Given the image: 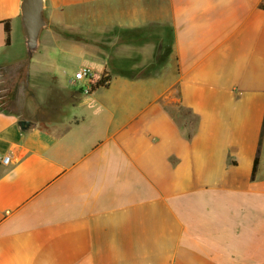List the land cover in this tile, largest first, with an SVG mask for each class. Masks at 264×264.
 <instances>
[{"label": "crops", "instance_id": "1", "mask_svg": "<svg viewBox=\"0 0 264 264\" xmlns=\"http://www.w3.org/2000/svg\"><path fill=\"white\" fill-rule=\"evenodd\" d=\"M22 1L0 0V64L25 56ZM261 3L44 0L41 58L87 51L111 79L83 94L39 60L67 118L0 109V264H264Z\"/></svg>", "mask_w": 264, "mask_h": 264}, {"label": "rangeland", "instance_id": "2", "mask_svg": "<svg viewBox=\"0 0 264 264\" xmlns=\"http://www.w3.org/2000/svg\"><path fill=\"white\" fill-rule=\"evenodd\" d=\"M71 34L69 38L77 40L81 43L80 45H88L91 42V36L87 31L80 30ZM53 43L55 44L54 40ZM24 45L25 41L22 45L20 36L18 40L16 37L8 55L16 56L25 53V56L22 60L9 65L0 64V109L13 112L19 115L20 119L29 120L32 124L50 129L67 118L68 103L75 101L76 98L72 99L70 92H60L58 86L50 82L51 72L45 71L38 61L51 64V69L61 79L63 85L74 90L83 86L75 80L79 68L82 66L91 68L94 63L100 66L95 69L96 73L101 74L103 66L91 60V54L87 51L78 53L59 47H52L48 56L41 58V54L47 47L45 40L31 58L27 55ZM66 77L73 83L66 81ZM181 114L186 116L187 123L193 125V117L188 112L182 110Z\"/></svg>", "mask_w": 264, "mask_h": 264}, {"label": "water", "instance_id": "3", "mask_svg": "<svg viewBox=\"0 0 264 264\" xmlns=\"http://www.w3.org/2000/svg\"><path fill=\"white\" fill-rule=\"evenodd\" d=\"M44 0H23L20 8L21 24L24 32L26 52L33 57L41 45V36L47 28L43 14ZM162 53V48L157 50V59ZM22 128H28L29 122L20 121Z\"/></svg>", "mask_w": 264, "mask_h": 264}, {"label": "built area", "instance_id": "4", "mask_svg": "<svg viewBox=\"0 0 264 264\" xmlns=\"http://www.w3.org/2000/svg\"><path fill=\"white\" fill-rule=\"evenodd\" d=\"M75 80L79 84H83L82 87L80 86L81 92L83 94L92 93L97 82L94 73L89 68H80L79 70H77ZM10 160V156L7 155L2 158L1 162L6 165L10 162Z\"/></svg>", "mask_w": 264, "mask_h": 264}, {"label": "trees", "instance_id": "5", "mask_svg": "<svg viewBox=\"0 0 264 264\" xmlns=\"http://www.w3.org/2000/svg\"><path fill=\"white\" fill-rule=\"evenodd\" d=\"M259 6H260V8L264 9V3H261ZM5 32L7 34L6 44L10 45V27H9V22L5 23ZM165 50L167 51V53L171 52V48L163 47V51H165ZM110 79H111V75L108 72H105L104 75L100 78V80L96 82L94 90L96 88L105 86L106 83L108 81H110ZM78 91L81 93V89H78ZM1 111L9 112V111L4 110V109H1ZM257 165H258V160L255 161L254 170L256 169Z\"/></svg>", "mask_w": 264, "mask_h": 264}]
</instances>
